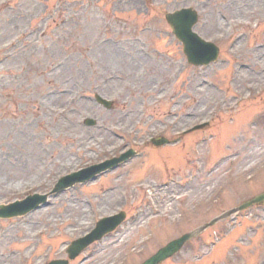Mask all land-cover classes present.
Returning a JSON list of instances; mask_svg holds the SVG:
<instances>
[{
  "label": "rangeland",
  "instance_id": "1",
  "mask_svg": "<svg viewBox=\"0 0 264 264\" xmlns=\"http://www.w3.org/2000/svg\"><path fill=\"white\" fill-rule=\"evenodd\" d=\"M185 6L199 13L194 29L220 46L217 62L186 63L164 17ZM261 43L263 0H0V203L46 193L60 175L128 147L142 153L26 216L0 220V264L65 257L66 243L119 210L126 219L116 232L69 264H139L263 191ZM86 117L97 124L84 125ZM204 121L175 144H147ZM248 222L247 239L236 241ZM263 262L264 207H254L160 264Z\"/></svg>",
  "mask_w": 264,
  "mask_h": 264
},
{
  "label": "water",
  "instance_id": "2",
  "mask_svg": "<svg viewBox=\"0 0 264 264\" xmlns=\"http://www.w3.org/2000/svg\"><path fill=\"white\" fill-rule=\"evenodd\" d=\"M167 19L169 23L171 24L174 33L181 39H184L182 37H185V35L192 36V39H187L186 44V51L191 54L193 52L194 47L192 46L193 41L201 42L203 43L196 34L192 33L190 31L191 26L193 25L195 21V16L193 13H186L185 11H177L175 13L167 15ZM190 32L192 34H190ZM98 100L102 103H104L106 106H110L111 103L102 99L98 98ZM165 141V139H161L158 144H161ZM63 178L62 181L56 185L55 190H58L59 188L63 187L65 185V181H67ZM45 199V196H29L26 201L16 202L10 205H0V217H6V216H13L17 214H23L27 210L34 207L38 202L43 201ZM264 199V193H261L257 195L251 202H259ZM251 202L245 203L242 205V207L248 206ZM240 207V208H242ZM233 212V210L225 213L224 215H227L229 213ZM117 217V216H116ZM116 217H110L107 219H103L99 222L98 228L91 232L87 237L79 238L72 242L70 245L68 252L70 253V257H73L75 253H77L81 248H83L88 242L91 240L101 236L105 231L109 230L114 226V221ZM216 219L211 221L209 224H212ZM203 227H200L196 229L195 231H192L190 233H186L179 237L178 239H175L171 242H169L165 247L161 248L158 252H156L154 255L149 257L147 260H145L142 264H157L160 261H162L164 258L172 255L182 244L184 241L188 240L189 238L193 237L197 233H199ZM50 264H66V261H53Z\"/></svg>",
  "mask_w": 264,
  "mask_h": 264
},
{
  "label": "bare ground",
  "instance_id": "3",
  "mask_svg": "<svg viewBox=\"0 0 264 264\" xmlns=\"http://www.w3.org/2000/svg\"><path fill=\"white\" fill-rule=\"evenodd\" d=\"M249 11V10H248ZM233 13H235V12H233ZM214 24L216 25V27H218V26H220V23H218V20H214ZM214 25V26H215ZM218 25V26H217ZM112 48V47H111ZM113 53H115V56L116 57H118V58H120L118 55H117V53L115 52V51H113ZM115 59H117V58H115ZM254 77V76H253Z\"/></svg>",
  "mask_w": 264,
  "mask_h": 264
}]
</instances>
